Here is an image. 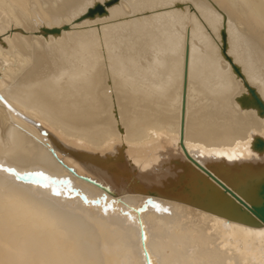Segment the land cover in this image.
<instances>
[{"label": "bare ground", "instance_id": "6f19581e", "mask_svg": "<svg viewBox=\"0 0 264 264\" xmlns=\"http://www.w3.org/2000/svg\"><path fill=\"white\" fill-rule=\"evenodd\" d=\"M106 1L0 0V166L36 178L0 169V264H145L138 220L151 264H264V225L210 212L184 154L264 178V119L244 99L246 82L264 101V0H118L86 17Z\"/></svg>", "mask_w": 264, "mask_h": 264}, {"label": "water", "instance_id": "95a60500", "mask_svg": "<svg viewBox=\"0 0 264 264\" xmlns=\"http://www.w3.org/2000/svg\"><path fill=\"white\" fill-rule=\"evenodd\" d=\"M118 0H108L103 4H96L92 8L88 9L86 11V17L88 18H94L96 16H102L106 13V7L112 5L113 3H117ZM51 34H57L59 32L58 28L53 29H46ZM221 38H222V44H221V53L224 56L225 60H228L230 64H232L234 70L238 75L244 79L241 71L237 66H235L231 60V58L227 55L226 51V32L222 30L221 32ZM245 80V79H244ZM184 85H185V79H184ZM245 86L248 87L249 95L245 96V106L247 108H253L256 110L257 116L264 119V101L261 99L259 94L255 91V89L251 88L246 82ZM0 100H5L4 97L0 94ZM6 102V101H5ZM184 111V110H182ZM181 146L183 145V137H180ZM184 147V146H183ZM251 149L258 153V154H264V137H256L252 144ZM184 154L186 155L187 159L194 164L195 173L198 175L203 176L207 181V184L210 185V187H207L206 190V199L205 201H208L211 206H214L219 209L218 212H214L209 210L210 212H213L215 214H218L219 216H222L226 220L238 222L241 224H245L247 226H252L251 222L254 221L259 226L264 225V178L261 180V182H257L256 176L252 177H246L244 174L247 171V168L245 165L243 166H234V163H231L227 160H221L215 163H209V164H200L198 161H196L192 156L188 154V152L185 150L184 147ZM240 165V164H239ZM225 166H229L232 168H225ZM197 168V169H196ZM0 169L5 170L8 174L13 175L17 181L23 182V183H30L35 182L36 178L34 177V174L32 172H25L22 174H18L14 171L13 168H7L6 166L1 167ZM10 170V171H9ZM222 170H224L227 173H223ZM250 172L252 169H250ZM262 173H264V163L261 169ZM250 174V173H249ZM244 175V181L243 183L240 181V184L233 189L232 184L233 180L240 179ZM247 175V174H246ZM86 181H89L93 184H96L94 181H91L89 179H84ZM50 181H52L53 184H56V182H68L67 177L63 179H59L58 181H55V177H51ZM98 187L103 189L106 193L111 195L114 199V196H116L115 193L111 192L106 187H101L99 184H96ZM73 191H77L75 188L72 189ZM105 193H102V197L104 198ZM80 199L83 202H86V197L84 194L80 195ZM252 201V203H251ZM92 202L97 205L99 204V199H94ZM152 201L150 198H146L144 202L140 204V206L136 207L134 209L135 213L137 215L146 212L148 204H150ZM166 207V206H165ZM163 212L168 213V209H163ZM206 210H208L206 208ZM248 221V222H246ZM139 224V237L141 242V247L143 250V256H144V262L145 264H151L150 256L145 249V231L144 227L140 220H138Z\"/></svg>", "mask_w": 264, "mask_h": 264}, {"label": "snow or ice", "instance_id": "6c2138e0", "mask_svg": "<svg viewBox=\"0 0 264 264\" xmlns=\"http://www.w3.org/2000/svg\"><path fill=\"white\" fill-rule=\"evenodd\" d=\"M10 171V170H9Z\"/></svg>", "mask_w": 264, "mask_h": 264}]
</instances>
